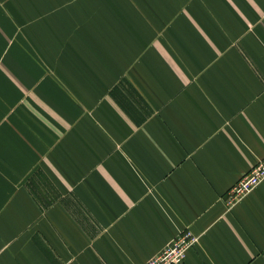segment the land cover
I'll return each mask as SVG.
<instances>
[{
	"label": "crops",
	"instance_id": "1",
	"mask_svg": "<svg viewBox=\"0 0 264 264\" xmlns=\"http://www.w3.org/2000/svg\"><path fill=\"white\" fill-rule=\"evenodd\" d=\"M264 0H0V264H264Z\"/></svg>",
	"mask_w": 264,
	"mask_h": 264
},
{
	"label": "built area",
	"instance_id": "2",
	"mask_svg": "<svg viewBox=\"0 0 264 264\" xmlns=\"http://www.w3.org/2000/svg\"><path fill=\"white\" fill-rule=\"evenodd\" d=\"M264 181V158L257 161L251 169L227 190L226 201L230 206L238 203L256 185ZM193 243L187 234H181L169 241L163 249L145 264H182L185 250Z\"/></svg>",
	"mask_w": 264,
	"mask_h": 264
}]
</instances>
